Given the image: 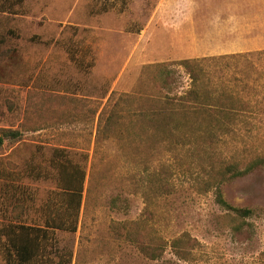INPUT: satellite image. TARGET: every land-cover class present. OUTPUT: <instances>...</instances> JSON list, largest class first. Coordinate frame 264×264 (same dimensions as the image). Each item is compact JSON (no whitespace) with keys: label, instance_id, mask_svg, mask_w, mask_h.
I'll list each match as a JSON object with an SVG mask.
<instances>
[{"label":"rangeland","instance_id":"obj_1","mask_svg":"<svg viewBox=\"0 0 264 264\" xmlns=\"http://www.w3.org/2000/svg\"><path fill=\"white\" fill-rule=\"evenodd\" d=\"M184 59L200 61L208 94L249 110L219 122L179 111L170 98L191 85ZM163 64L169 99L155 80ZM3 128L21 139L0 149V264L5 225H44L49 197L61 218L64 161L85 172L77 230H55L37 264H264V169L222 186L256 211L250 230L193 182L264 155V0H0ZM130 223L194 246L150 259L121 234Z\"/></svg>","mask_w":264,"mask_h":264},{"label":"trees","instance_id":"obj_2","mask_svg":"<svg viewBox=\"0 0 264 264\" xmlns=\"http://www.w3.org/2000/svg\"><path fill=\"white\" fill-rule=\"evenodd\" d=\"M24 0H12L13 5H17ZM183 66L191 77L190 87L180 95L170 98L176 99L178 110L184 114L189 112L202 115L205 113L208 122L215 119L219 122L220 117H229L238 113L249 110V103L241 99L219 94L217 96L208 94L202 86L201 77L203 69L200 61L196 59H184L178 62ZM171 70L166 65H161L155 74V80L160 88L168 89L165 97L169 99L168 94L171 85L168 82L171 76ZM21 139V132L18 129L3 128L0 129V149L5 141H18ZM63 152L58 149L55 151L57 156ZM70 164V166H69ZM69 166L67 170L66 167ZM58 170L57 181L60 188L59 193L63 195V208L61 218L56 215L58 206L55 197H49L47 200V208H50L49 214L45 219L44 225L15 223L7 224L3 227L2 236H4V251L7 264H37V261L43 256L45 251V242L52 240L55 230L73 233L77 230L78 216L82 202V192L85 179L83 168L77 164L56 163ZM264 169V155H258L250 160L241 161L231 159L223 162L218 166L210 167L206 177L195 176L193 178L194 187L201 193L210 192L213 195L214 202L223 211L236 215L242 224L236 229H251V224L247 219L257 215L256 211L247 207H237L230 204L223 195L222 186L236 178L242 177L256 168ZM115 200V199H113ZM128 240L133 243L146 257L150 259H159L165 252L167 241L161 237H151L145 235L143 237L137 230V225H122V232ZM155 238V239H154ZM195 240L191 239L187 234L172 239L170 245L174 253L179 258H187L190 248L194 246Z\"/></svg>","mask_w":264,"mask_h":264}]
</instances>
